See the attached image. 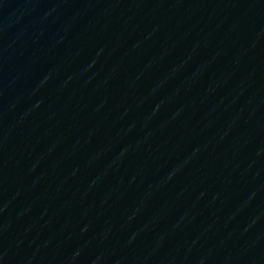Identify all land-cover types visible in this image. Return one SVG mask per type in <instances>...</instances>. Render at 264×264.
I'll return each mask as SVG.
<instances>
[{
	"label": "water",
	"instance_id": "1",
	"mask_svg": "<svg viewBox=\"0 0 264 264\" xmlns=\"http://www.w3.org/2000/svg\"><path fill=\"white\" fill-rule=\"evenodd\" d=\"M0 264H264V0H0Z\"/></svg>",
	"mask_w": 264,
	"mask_h": 264
}]
</instances>
